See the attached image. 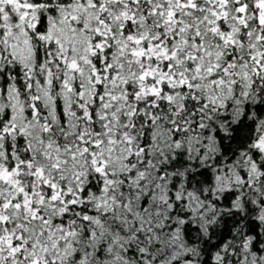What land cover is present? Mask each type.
I'll return each instance as SVG.
<instances>
[{
	"label": "snow or ice",
	"instance_id": "snow-or-ice-1",
	"mask_svg": "<svg viewBox=\"0 0 264 264\" xmlns=\"http://www.w3.org/2000/svg\"><path fill=\"white\" fill-rule=\"evenodd\" d=\"M0 264H264V0H0Z\"/></svg>",
	"mask_w": 264,
	"mask_h": 264
}]
</instances>
